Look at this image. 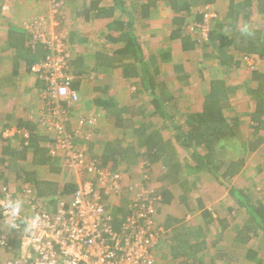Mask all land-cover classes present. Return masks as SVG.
I'll use <instances>...</instances> for the list:
<instances>
[{"label": "trees", "instance_id": "1", "mask_svg": "<svg viewBox=\"0 0 264 264\" xmlns=\"http://www.w3.org/2000/svg\"><path fill=\"white\" fill-rule=\"evenodd\" d=\"M61 1L56 32L61 30L69 13L79 25H90L95 20L102 24L100 38L94 47L88 45L92 32L85 35L69 29L61 39L66 45L80 43L86 49L75 57L64 56L65 64L73 74L70 89L78 91L86 76L95 83L91 85V91L93 103L99 108L96 123L87 128L88 138H73L79 150L81 145L87 147L86 151H81L84 162H93L120 174L122 191L128 189L124 171L128 173L127 179L133 175L142 176L147 185L152 180L157 185L149 186L154 189L152 196L159 209L171 206L184 210V216L197 212L202 218V226L194 230L179 224L182 219L169 213L167 224L166 221L156 222V227L162 226L166 233L164 237V233L159 235L152 251L159 259L163 258L160 246L167 240L172 261L155 264H235L237 257L231 253L235 254L238 248L242 249L247 264H264L257 250L245 249L249 240L264 235V197L261 199L250 193L247 181L238 177L244 156L231 160L218 153L224 142L236 141L240 134L238 116L226 114L237 87L224 78H211L200 105L176 119L168 106H176L179 101L171 90L172 85L188 86L194 70L187 72L183 64H178L175 70L166 72L158 61L168 63L171 52L161 51L157 59L153 54L148 56L134 32L135 21L148 18L152 9L163 2L171 9L170 44H178L182 51L201 50L198 55L203 60L217 62L229 72L232 67L241 65L244 56L255 61L261 59L264 64V0H224L225 9L211 22L208 38L204 41L188 32L186 26L189 22H202V7L217 0H132L133 8L125 0ZM244 29L246 33L242 31ZM0 41V65L5 64L2 57L6 56L10 71L0 75V89L7 85L9 89L19 87L18 82L14 83L16 77L22 73L33 74L32 65L46 60L51 53L46 43L21 25L4 29ZM195 70L202 77L201 67ZM249 72L245 84L254 103V109L248 114L252 121L248 125L252 129L251 138L237 139L238 145L247 153L264 149V71L249 69ZM101 78L102 83H98ZM254 81L257 84L252 86ZM38 84L46 94V82L37 79ZM43 94H40L41 98H45ZM53 98H48L51 106L66 107L62 99ZM32 123L25 127L5 124L6 129L14 125L16 130L1 146L0 167L13 172L18 199L26 197L25 190L30 189L29 199L36 210H50L49 206L53 205V211L59 200L68 199L77 190L84 175H72L62 182L56 180L54 176L61 174L64 158L51 152L55 137L47 131L44 134L30 131ZM11 139H17L18 144ZM95 146L97 153L85 155ZM179 148L183 151V160L173 159ZM63 166L73 171L66 162ZM42 170L47 176H43ZM9 172H0V187L8 190L15 188L11 186ZM260 172L258 167L257 173ZM213 198L222 203L217 204L218 208L209 207ZM122 202L123 199L112 204V226L116 231L122 229L133 212L129 200ZM19 223L24 225L23 220L19 219ZM235 223H238V230L232 246L234 250L227 249L223 245L225 234ZM19 235V229L7 232L6 251L11 256L17 253Z\"/></svg>", "mask_w": 264, "mask_h": 264}, {"label": "built area", "instance_id": "2", "mask_svg": "<svg viewBox=\"0 0 264 264\" xmlns=\"http://www.w3.org/2000/svg\"><path fill=\"white\" fill-rule=\"evenodd\" d=\"M51 2V13H58L62 1ZM202 10V22H189L186 30L204 41L219 11L214 4H207ZM49 48L51 53L47 59L32 65L31 70L46 82L50 96L55 99L67 96L73 101L78 93L70 89L72 76L64 55L55 54V49ZM53 113L57 116L53 127L55 143L68 167L77 175L83 174L84 180L68 199L59 200L55 210H36L30 202V212L22 210L15 219L9 216L4 204L18 197L13 195L12 189L1 186L0 249L7 250V232L12 229H19L20 244L16 255L0 259V264H155L156 256L152 250L164 228L156 227L153 220L156 205L153 187L144 182L130 186L128 192L132 194L127 200L133 212L126 218L122 229L116 231L112 226L111 211L112 204L122 198L120 174L93 162H84L82 150L72 140L77 136L88 138L87 128L96 123V116L79 118L77 129L71 135L63 126L60 110L56 108ZM51 152L56 154L55 149ZM31 192L26 189L25 195L30 196ZM19 219L24 225L19 223ZM33 220L36 221L35 226H31Z\"/></svg>", "mask_w": 264, "mask_h": 264}, {"label": "rangeland", "instance_id": "3", "mask_svg": "<svg viewBox=\"0 0 264 264\" xmlns=\"http://www.w3.org/2000/svg\"><path fill=\"white\" fill-rule=\"evenodd\" d=\"M4 1H8V0H4ZM9 1H13V0H9ZM18 1V0H17ZM17 1H13L17 2ZM85 1V0H80V2ZM127 5L130 8L134 7V4L132 2V0H125ZM52 4L53 2H51V0H40L39 2H34V1H29L28 3H26V9H28V13L27 16H23V13L20 12L21 7L20 5H16V7L12 8V4L9 3H2L0 2V26L2 27L3 25L9 24L14 26L15 24L21 25L27 29H29L31 32L34 33L36 38H40L41 41L47 42V44L51 47L55 49V54L57 53H62V55H70L74 54L76 52H78L79 50L86 52L85 49V45L83 44H78V43H73V44H67L62 42V38L64 35H66L67 31L69 29H75L80 33H90L92 32L93 34H91V37L89 38L88 41V45L90 47H94L95 45V41L97 42L100 37H99V31H100V26H102V24H99V21L95 20V22L91 23L90 25H79L77 20H75V17H73L72 13L68 14V18L65 21V23L62 25L61 30H59L58 32H56L55 27L58 25L59 21L57 20L58 18V13H51V8H52ZM214 6L216 7V9L220 12H222L225 9V2L224 0H217L215 3H213ZM22 5V4H21ZM12 8V11H11ZM24 8V10H25ZM67 12V10H66ZM4 15H3V14ZM7 16V17H6ZM171 16V12L170 9L168 10L166 5H162V3H159V6L153 8V12H152V17H155L154 19H157V22L150 23V25L143 29L136 23V34L137 36H139L142 40H148L147 43L143 44L144 50L147 52L148 56L150 54H153L154 57L159 58L158 53H160L161 51H170L171 52V56L172 58L170 59L169 63H165L162 61H158V63H162V65H164V70L167 72L172 71L173 67L171 65H173L172 63L175 61H183L184 58L188 59V63L185 67V70L187 72H191L192 70H194V72H192V76L191 78V85L188 84V86L186 87L187 89L185 90V92H183V95L181 96L179 92H176L177 90V84L175 83L174 85H172L173 89H171L172 91H174L176 98L179 100L178 104L176 106L173 105H168L169 109H171L173 111V113H175L176 115V119H179L180 116L183 113V110L185 109L184 107L188 106V105H192V106H196L202 99L204 92L206 91L207 87H208V81L210 78L214 77L215 75H221L222 77H224V79H226V81L228 83H231L232 85H237V89L236 92L234 94V96H232L231 98V106H229V108L226 110V114H230L229 116L233 115L234 111H232L233 107L234 109L238 110V105L240 102H245V98H247L245 95V87H242L243 84H245L248 80L249 77V69H257L258 66V60L255 61L254 58L249 57L248 59H243V61L241 62V65L239 64V67H232L231 71L229 72V70L225 69V67H219L218 63H214L213 61H211L210 59L208 60H203V58L201 57V55H198V53L201 51H199L198 49H194V50H190L187 53H183V55H181L179 53V46L177 45H173L169 43V39H167L168 34L170 33V26H166L167 24V20L170 19ZM254 21L255 23H257V18L254 17ZM141 22H143L141 20ZM14 23V24H13ZM139 23V22H138ZM145 26V25H144ZM0 27V29H1ZM152 30V31H149ZM154 33L155 36H152L149 38L150 35H152ZM90 36V35H89ZM157 36L159 37V39L157 38ZM154 37V39H153ZM152 39V40H151ZM89 49V47H88ZM0 50H2V47L0 46ZM185 56V57H183ZM207 59V58H206ZM200 64V65H199ZM199 66L202 69V77L200 76V74L198 73L199 71L195 70L196 68H199ZM71 68H69L70 70ZM71 71V70H70ZM10 72L9 68H8V63L6 64H1L0 65V75H2V73H7ZM40 76L38 74H27V73H22L20 74L19 77H16L15 82L19 83V87H17L19 89V91H24L23 89L27 86H30L31 84L36 83L37 79H39ZM42 79V78H41ZM90 80L92 79H88V77H85V81L83 83V87H82V92H84L85 94H87L89 87H91V85L95 84L92 83ZM103 78H101V82L98 81V83H102ZM246 85V84H245ZM6 88H2L0 90V100L4 101V100H10L7 97H10V93L8 92L9 90V85L5 86ZM36 88V87H35ZM33 88L31 93H29L27 95H23L22 96H18L17 91L12 93L14 94V96L17 98L18 101L21 100V103H28V105L30 106L28 112L30 114L32 113H36V115H33V119H35L36 121H38V123L40 124L39 129L41 130V134L45 133L46 131L49 132V135H51V137H54L53 135V127H54V121L56 120L57 116L56 114L53 113V110H55L56 108L60 110V116L61 119L63 120V126H65V129L67 130L68 133H71L72 131L76 130V122L79 118H91L93 116L96 115L97 112H94L91 115H83L80 114L78 112H74V110L72 109V105L79 102L81 100V96L78 92V96L76 97L75 100H71L69 99V97L67 96H61L59 97V100L62 99L64 102H66V107H64V105H57L56 107L51 106V104L48 102V98H53L52 96H50L48 94V92L45 94H43V91L39 93V97L35 96V93H37V89ZM38 88V87H37ZM131 89V88H130ZM15 90V89H14ZM40 94L45 95V98H41ZM180 95V96H179ZM20 97V98H19ZM54 99V98H53ZM86 99V97H85ZM85 99H82L85 100ZM36 105V106H35ZM1 109V108H0ZM44 109V110H43ZM233 109V110H234ZM67 113V114H66ZM248 126V125H247ZM249 129V128H248ZM246 128L245 133L242 134L243 139H250L251 138V132L250 129L248 130ZM86 130V129H85ZM248 130V132H247ZM86 131H84L85 134ZM168 133V131L166 132ZM170 133V132H169ZM169 136V134H167ZM112 136V135H110ZM74 138V137H73ZM82 138V137H80ZM73 141H75V139H72ZM239 140V138H238ZM234 141V142H233ZM74 143V142H73ZM76 143V142H75ZM80 143V142H79ZM18 144V141H15V145ZM223 147H221V149H219V156L221 157L222 155L226 156V158H231V157H241V156H246L248 158L247 162V166L249 167V169H247L248 171L243 175L244 179H247V184L249 187V192L252 193L254 196L258 197V198H263L264 197V174L263 172L260 173H256V166L260 163L264 162V149H258V151H256V153L254 155H252L251 157H249V154L247 152H245L243 150L242 147H240L238 145V142L233 140L232 141H226L223 143L222 145ZM53 149H55L56 154L60 155V157L62 155V151L59 150L58 145L55 143V141L53 142L52 146ZM82 151H86L87 147L86 146H80ZM79 148V147H77ZM97 146H95L92 151H90V153L87 154V152H85V155H90L92 152L93 153H97L98 150ZM183 157V151L182 149H177L176 150V154L175 157L173 159H177V158H182ZM64 158V157H63ZM183 160V158L181 159ZM65 162V159H64ZM63 162V163H64ZM62 163V165H63ZM61 165V174L60 175H55L54 178H56V180L62 182V179H70L72 177V175H77L75 172L73 171H69L68 168H64ZM264 166V163H263ZM121 169V168H118ZM156 170H158V168L156 167ZM9 172L7 170H3L0 167V172ZM42 174L43 176H47L46 175V171L42 170ZM157 173V172H156ZM10 174V182H11V186L16 188L15 185V181L13 180V172H9ZM128 173L127 172H123V177L126 179L125 183L128 185V189L127 190H123L122 192V198L125 202V199L127 200L128 197L131 196V192H127L131 187H134L136 184H140L143 183L145 180L142 176H138V175H133L130 178H126L125 176H127ZM53 176V175H52ZM51 177V175H50ZM74 177V176H73ZM208 181V180H206ZM206 181L204 183H206ZM149 185H157V183H152V180H150ZM17 184V183H16ZM207 185V184H206ZM201 186V183L199 184L198 187ZM216 187V186H215ZM214 187V190L216 189ZM12 188V193L13 195L16 197H18L19 192L17 191L18 188ZM20 200L24 201L23 202V212L24 213H28L30 212V200L29 196L26 195V197L24 196L23 198H20ZM122 202V203H124ZM221 202H219L218 200H214V198L211 200L210 203H208V205L212 208H218L219 205L217 206V204H220ZM222 204V203H221ZM225 205V204H224ZM222 206V205H221ZM220 209V208H219ZM222 210V209H220ZM223 211V210H222ZM169 213V215H174L176 216L178 219H182V221L179 222V224L185 225L187 226V228L189 230H194L197 228L198 225H196L195 223H197V221H199V214L196 212L195 214H191V213H187L189 214L188 216H184L183 214L185 213L184 210H180L178 208H172V207H159L157 205L154 206V213H153V217L155 219L156 222H163L165 221L164 218H167V214ZM186 217V218H185ZM1 221V219H0ZM169 220L166 219V222H164L165 224L168 223ZM174 223V222H172ZM170 224V223H169ZM175 224V223H174ZM173 224V225H174ZM177 224V223H176ZM170 232H171V227H169ZM238 230V223H235V225L232 227H230V229H227L226 234H225V242L223 243V245H225V248H230L233 249V242L234 241V237L235 234ZM164 232L166 233V231L164 230ZM165 233L163 235V237L165 236ZM164 239V238H163ZM166 240V239H164ZM163 244H161L160 248H161V252L163 253V258L159 259L158 256L156 255V262L157 261H161V262H165L167 263V261H172L171 257H170V253H169V249L167 247V243L168 241H164L162 242ZM246 248H254L255 250L258 251V256L261 257L262 259H264V235H258L254 238H252L251 240H249V242H247L245 244V249ZM0 252H3L2 249H0ZM242 249L240 250V248L236 249L235 254L231 253V255H235L237 258L235 264H247V261H245L243 259V255L241 254ZM4 253H2V255L0 254V259H4L7 258V256L3 255ZM9 256V254H8ZM158 259V260H157Z\"/></svg>", "mask_w": 264, "mask_h": 264}, {"label": "crops", "instance_id": "4", "mask_svg": "<svg viewBox=\"0 0 264 264\" xmlns=\"http://www.w3.org/2000/svg\"><path fill=\"white\" fill-rule=\"evenodd\" d=\"M14 1V0H13ZM13 1L11 2V1H4V0H0V2H2V3H9L10 2V4H12L13 6H12V8H14V7H16V5L15 4H17V5H20V7H21V10H20V12L21 13H23V16H27V13H28V9H26L25 7V5H26V3H28L29 1H31V0H15V1H17V2H14L13 3ZM32 1H34V2H39L40 0H32ZM160 3H162V5L164 4L163 2H160ZM22 4V5H21ZM25 4V5H24ZM165 5V4H164ZM158 6H159V4H158ZM12 8H11V11H12ZM24 8H25V10H24ZM168 8V10L170 9L169 7H167ZM1 11V10H0ZM152 12H153V9H152ZM152 12L149 14V17L148 18H146V19H139V20H136L135 21V25H134V27H135V34H136V23L142 28V30L143 29H145V28H147L149 25H150V23L152 22V24L153 23H155V22H157V19H154L155 17H152ZM170 12H171V9H170ZM3 14V13H2ZM4 15V14H3ZM258 15V14H257ZM7 17V16H6ZM254 17V16H253ZM254 19V18H253ZM141 20L143 21V22H141ZM139 22V23H138ZM254 21L253 20H251V25H252V23H253ZM14 24V23H13ZM260 24V23H259ZM15 25H18V24H15ZM81 25H84V23L83 24H81ZM145 25V26H144ZM172 26L171 25V22H170V19L169 20H167V24H166V26ZM9 26H11V25H9V24H7L6 23V25H3L2 27H1V29H0V35L3 33V31H4V29H6V28H8ZM253 26V25H252ZM259 26V25H258ZM251 27V26H250ZM171 30V29H170ZM149 31H152V30H149ZM169 35V34H168ZM136 36H137V34H136ZM152 36H155L154 35V33L152 34V35H150L149 36V38L150 37H152ZM89 37H91V35L89 36ZM137 38L141 41V38L139 37V36H137ZM157 38L159 39V37L157 36ZM153 39H154V37H153ZM167 39H169V37L167 36ZM149 40V39H148ZM148 40H142L141 41V43L142 44H145V43H147V41ZM152 40V39H151ZM0 45H2V41H0ZM177 45V44H176ZM190 51V50H189ZM188 50H186V51H182L181 49H179V53L181 54V55H183V53H187V52H189ZM79 53H81V50H79L78 51ZM78 52H76V53H74V54H71V57H75V55H77V53ZM1 54V53H0ZM171 54V53H170ZM183 57H185V56H183ZM5 59L6 61H5V63L7 64L8 63V60L6 59L7 57L6 56H3L2 57V59ZM171 58H172V56H171ZM170 58V59H171ZM170 61V60H169ZM169 61H168V63H169ZM166 63V62H165ZM167 63V64H168ZM188 63H190V62H188V59L186 58H184V60L183 61H175V62H173L172 64L173 65H171L172 67H173V69L175 68V65H178V64H183V67H184V69H185V67H186V65L188 64ZM217 63V62H216ZM162 64V63H161ZM191 64V63H190ZM219 67H221V65H218ZM258 68L256 69L257 71H259V72H263L264 71V64H263V61L261 60V59H258ZM161 68H164V65H162L161 66ZM173 69H172V71H173ZM175 70V69H174ZM72 72V71H71ZM3 75H4V73H2ZM5 74H9V72H7V73H5ZM191 76H192V74H191ZM212 78H224V77H222L221 75H215L214 77H212ZM211 79V78H210ZM209 79V80H210ZM189 80H191V78H189ZM84 81H85V79H82V81L80 82V86H79V88H78V92H79V94H80V96H81V100L79 101V102H77V103H75V104H73L71 107H72V109L74 110V112H78V113H80V114H83V115H86V114H88V115H91V114H93L94 112H97L98 110H99V108H97L95 105H94V103H93V100H92V91H91V87H89V89H88V92H87V94H85L84 92H82V87H83V83H84ZM209 82V81H208ZM192 83H191V81H190V84L189 85H191ZM255 84H257V81H254V82H252L251 83V85L252 86H254ZM176 86V85H175ZM234 86H236L237 87V85H234ZM36 87V88H35ZM38 87V88H37ZM187 86H184V87H182V88H180V86H178L177 85V91L176 92H179V93H182V94H180L181 96L183 95V92H185V90L187 89L186 88ZM242 87H245L244 88V90H245V96L247 97V98H245V102H240L239 103V105H238V110L236 109H234V107H233V109H232V111H234V113H233V115H231V116H238V118H239V123H240V134H239V136H237L236 137V141H237V139L238 138H243L242 137V134L243 133H245V131H246V128L248 129L249 127L247 126V125H249L250 123H252V121L250 120V116L248 115L249 113H250V111H252L253 109H254V103H253V100H251V98H250V96L247 94V92H246V85L245 84H243L242 85ZM33 88H35V89H37V93H35V96H37V97H39V91H42V89H41V85H36V83H34V84H31L30 86H27V87H25L23 90L24 91H19V89L18 88H15V90H14V88H12V89H9L8 90V92L10 93V97H7V98H9L10 100H4V101H1L0 100V155L2 156V154H1V150H2V148H1V146L4 144V143H6L7 141V139H9V138H11L12 136H13V134H14V132H15V126L14 125H23L24 127H25V125H29L30 123H32V125H33V127L32 128H30V131H32V132H34V133H38V134H41V130L39 129V127H40V124L38 123V121H36L35 119H33V115L32 114H34V115H36V113H32V114H30L29 112H28V110H29V108H30V106L28 105V103H24V102H22L21 103V100L20 101H18L17 100V98L14 96V94H12V93H14V92H16L17 91V93H18V96H22L23 97V95L25 94V95H27V96H29L28 94L29 93H31V91H32V89ZM237 89V88H236ZM1 90V89H0ZM25 92V93H24ZM236 92V91H235ZM179 95V96H180ZM85 97H86V99H85ZM20 98V97H19ZM82 99H85V100H83L82 101ZM179 102V101H178ZM201 102V101H200ZM200 102L196 105V106H192V105H188V106H186V107H184L185 109L183 110V113L185 112V111H187L188 109H191V108H196V107H198L199 105H200ZM231 102V101H230ZM178 104V103H177ZM66 105V104H65ZM36 106V105H35ZM230 106H231V104H230ZM182 113V114H183ZM230 114H227V116H229ZM180 117H182V115L180 116ZM30 122V123H29ZM5 124H14V125H12V127L11 128H5ZM35 126V127H34ZM250 129V131H252V129L251 128H249ZM248 129V130H249ZM248 130H247V132H248ZM27 132V131H26ZM44 134V133H43ZM251 134V133H250ZM15 136V135H14ZM17 139H11V141L15 144V141H16ZM233 140H235V139H233ZM232 141V140H231ZM234 142V141H233ZM259 149V148H258ZM258 149L257 150H255V151H253V152H249L248 154H249V157H251L252 155H254L255 153H256V151H258ZM244 156V155H243ZM243 156H241V157H243ZM245 157V162H244V165H243V167L241 168V170H240V172H239V175H238V177H241V178H243L244 179V174L248 171L247 169H249V167H246L247 166V164H248V162H247V160H248V158L246 157V156H244ZM237 158H239V157H231L230 159L231 160H236ZM264 163V162H263ZM263 163H260V164H258L257 166H256V173H257V168L259 167L260 169H261V172H263V174H264V166H263ZM2 168V167H1ZM246 181H247V179H245ZM16 189V188H15ZM17 190V189H16ZM17 191H19V190H17ZM219 201V200H218ZM166 207H171V206H166ZM210 207V206H209ZM211 208V207H210ZM48 209H50V210H52L53 209V205L51 206H49V208ZM191 214H195V213H191ZM184 215V214H183ZM189 215V214H188ZM187 215V216H188ZM172 216H174V215H172ZM199 217H200V215H199ZM186 218V217H185ZM165 219V221H166V219L167 220H169V218L167 217V218H164ZM181 219H183V218H181ZM176 224V223H175ZM196 225H198L197 227H199V226H202V218L200 217L199 218V221H197V223H195ZM187 227V226H186ZM167 235V234H166ZM2 253H4L3 255L5 256H7L8 257V254H9V256H11L12 254L9 252V251H3V252H0V254L2 255Z\"/></svg>", "mask_w": 264, "mask_h": 264}, {"label": "clouds", "instance_id": "5", "mask_svg": "<svg viewBox=\"0 0 264 264\" xmlns=\"http://www.w3.org/2000/svg\"><path fill=\"white\" fill-rule=\"evenodd\" d=\"M242 31L245 32V33L247 32L246 29H244ZM68 71H69V73L71 74V76L73 78V74L69 70V68H68ZM33 74H35V73H33ZM76 92L78 93V91H76ZM4 207H5L6 211H7V213L9 214V216L11 218L15 219L16 217H18L20 215V213H21V211L23 209V201L20 200V199H16V200L9 199L4 204ZM36 219H38V217ZM35 223H36V221L33 220L31 226H35ZM13 226H15V225H13Z\"/></svg>", "mask_w": 264, "mask_h": 264}]
</instances>
